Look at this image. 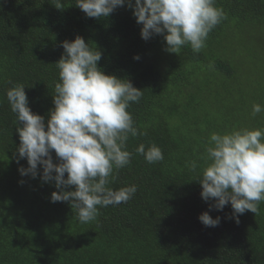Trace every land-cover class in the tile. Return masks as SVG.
<instances>
[{
	"label": "trees",
	"instance_id": "trees-1",
	"mask_svg": "<svg viewBox=\"0 0 264 264\" xmlns=\"http://www.w3.org/2000/svg\"><path fill=\"white\" fill-rule=\"evenodd\" d=\"M61 6L52 0H0V264H264V203L259 215L246 211L237 223L231 203L217 210L214 200L202 198L197 179L210 137L202 114L215 110V92L205 90L199 77L210 75L226 90L227 81L240 75L238 53L261 57L263 47L253 55L242 35L258 27L264 33V0H215L226 19L209 33L206 47L196 54L185 46L170 57L163 35L142 38V24L127 0L107 18L88 17L75 0H62ZM78 35L102 52L103 71L143 91L128 110L147 133L129 137L131 163L109 184H135L137 192L127 203L98 206L100 214L87 223L79 222L70 202L52 201L60 189L54 180H43L42 165L35 178L21 175L19 169L28 167L18 153L17 127L23 124L16 122L6 95L14 85H25L31 110L47 124L59 82L55 63L64 54L63 42ZM233 120L228 132L242 129L233 128ZM215 132L226 133L221 126ZM141 143L158 145L163 161L147 163L135 152ZM52 158L59 163L54 150ZM191 161L198 163L197 172L190 170ZM205 211L220 223L205 226L199 219Z\"/></svg>",
	"mask_w": 264,
	"mask_h": 264
},
{
	"label": "clouds",
	"instance_id": "clouds-1",
	"mask_svg": "<svg viewBox=\"0 0 264 264\" xmlns=\"http://www.w3.org/2000/svg\"><path fill=\"white\" fill-rule=\"evenodd\" d=\"M62 9V0H52ZM126 0H75L90 18H107ZM134 9L137 23L142 24L141 36L147 40L163 35L166 51L180 54L185 46L193 53L206 47L209 33L224 19L223 8L215 0H127ZM64 54L56 67L59 82L54 86V109L47 124L45 117L34 113L28 101L25 85L16 84L7 90L11 111L16 114L20 137L19 158H27L28 167L21 175L35 178L38 165L43 166V180L55 181L59 191L52 193L53 202L68 201L80 223L91 222L100 214V207L127 203L137 192V186L114 189L109 187L115 174L130 165L133 152L127 148L129 137L147 135L135 125L128 110L139 103L143 91L128 79L108 74L98 66L102 52L93 48L82 36L64 41ZM139 59V57H135ZM264 112L257 103L252 115ZM59 163H54L52 152ZM147 163L163 161L162 149L152 143H141L135 149ZM201 159L204 166L197 173L205 201L214 200L217 210L231 203L233 216L251 211L259 215L264 203V128H244L226 133L213 132ZM190 170L197 172L196 161ZM67 177L65 178V174ZM75 186V190H66ZM212 207V206H210ZM205 226L215 227L220 217L208 211L199 216Z\"/></svg>",
	"mask_w": 264,
	"mask_h": 264
},
{
	"label": "rangeland",
	"instance_id": "rangeland-1",
	"mask_svg": "<svg viewBox=\"0 0 264 264\" xmlns=\"http://www.w3.org/2000/svg\"><path fill=\"white\" fill-rule=\"evenodd\" d=\"M246 31L250 36L246 37L242 35V41L244 43L247 41L249 42L251 53H253L257 47L262 46L263 49L260 53L261 57L257 60L253 59L244 49L241 53H238L235 60L240 62L238 66L240 75L235 81H227L229 88H226V90H224L223 85L210 75L203 73L199 77L203 84L202 87L205 90L215 92L212 100V106L215 110H209L202 114L204 116L202 124L209 129L210 135L220 126L222 127V131H230L229 120L231 116L237 119L236 121L233 120L235 122L233 128H264V112L256 116L252 115V107L254 104L259 103L264 106V38L262 36L263 41L261 43L258 39L259 36L261 38V33H263V31L262 27H258L256 30L249 29ZM166 52L167 56L170 57L169 52ZM253 55H256V53H253ZM229 60L231 61L233 58L230 57ZM224 92L228 94L233 92L235 95L233 98L223 99V96H225ZM241 101L244 104L237 111V106ZM198 141L201 143V138H199Z\"/></svg>",
	"mask_w": 264,
	"mask_h": 264
}]
</instances>
